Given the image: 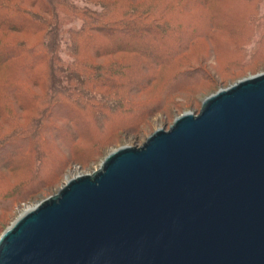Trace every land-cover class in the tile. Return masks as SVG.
I'll return each instance as SVG.
<instances>
[{
    "label": "rangeland",
    "instance_id": "1",
    "mask_svg": "<svg viewBox=\"0 0 264 264\" xmlns=\"http://www.w3.org/2000/svg\"><path fill=\"white\" fill-rule=\"evenodd\" d=\"M39 3L56 37L0 31L31 50L0 65V235L114 149L264 71V0ZM55 40L57 62L38 61Z\"/></svg>",
    "mask_w": 264,
    "mask_h": 264
},
{
    "label": "water",
    "instance_id": "2",
    "mask_svg": "<svg viewBox=\"0 0 264 264\" xmlns=\"http://www.w3.org/2000/svg\"><path fill=\"white\" fill-rule=\"evenodd\" d=\"M0 264H264V71L26 209Z\"/></svg>",
    "mask_w": 264,
    "mask_h": 264
},
{
    "label": "trees",
    "instance_id": "3",
    "mask_svg": "<svg viewBox=\"0 0 264 264\" xmlns=\"http://www.w3.org/2000/svg\"><path fill=\"white\" fill-rule=\"evenodd\" d=\"M53 1L56 2L57 0H52V2ZM44 5L40 4L39 0H0V31L13 30L18 32L36 34L40 30L47 29L48 32H52L53 36L56 37V30L55 27H53V23L49 24L48 19L44 17L43 13H41L40 6L44 7ZM107 27L108 30L112 28L110 24ZM94 30L100 31V28H94ZM25 43L26 40H21L19 42L11 41L6 45L0 43V65L6 63V61L10 58L16 57L20 53V51L29 53L31 50L28 49ZM47 45L50 46V52H44V56L40 54L42 57H40L38 61L40 59L47 58L50 60V62H57L56 48L58 45V41L55 40L52 42H48ZM33 46L34 45H32V48ZM105 52L111 51L106 50ZM53 81H55V79H53ZM112 84L115 85L116 83L112 82ZM12 162L13 161H9V164Z\"/></svg>",
    "mask_w": 264,
    "mask_h": 264
}]
</instances>
